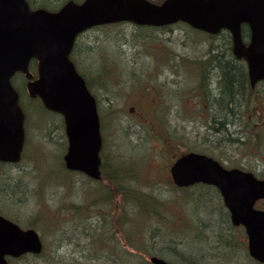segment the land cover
<instances>
[{
    "label": "rangeland",
    "instance_id": "374dc122",
    "mask_svg": "<svg viewBox=\"0 0 264 264\" xmlns=\"http://www.w3.org/2000/svg\"><path fill=\"white\" fill-rule=\"evenodd\" d=\"M212 39L217 37L211 38L194 32L182 24L172 29L150 30L145 27L137 28L126 22L119 25L93 27L80 35L73 55L98 97V107L104 118L107 166L112 159L117 158V155L123 154L127 159L132 158L135 161L138 165L136 168L138 176H142V180L145 181V178L154 177L151 172L153 165L160 161L164 165L174 153L182 154L190 150L203 152L208 147H212L206 122L209 110L204 107L205 105H202L204 107L202 108L199 102H196L198 97L196 89L202 84L201 68H204L206 74L203 78L207 75L210 78L209 72L213 70L208 60L209 55L211 57L212 52L216 51L210 48ZM73 55L71 54L72 58ZM170 56L174 57V60H170ZM178 62H180L179 65ZM100 71H106L108 74V79L103 86H100L99 80L96 79V74ZM14 77V82L22 86L23 76L20 72H17ZM259 90L262 89L259 88ZM261 100H264V97L251 99L250 105L257 104L252 108L253 111L259 109L260 114L254 113L250 118L249 122H255V125L252 123L249 127L246 126V131L240 135L242 140L245 139L246 133L257 132L264 137V103ZM25 101L30 118V137L26 142L25 154L20 163L0 168L3 181L19 182L24 191L22 190L21 197H15L13 200L8 198L4 188L0 187V208L9 210L24 227L30 226L32 221L37 222L39 230L36 229L47 245L49 258L52 256L58 258L54 264H72L73 260L86 259L94 254L87 244L89 234L96 233L95 229L100 223L97 221L99 218L93 216L98 209L96 207L91 209L92 200L97 192L104 189L113 195V198L115 196L113 204L117 209L124 203L120 194L122 188L117 182H111L106 178L97 184L90 182L89 178L78 172L68 177L60 173L57 175L53 173L51 177H46L47 171H51L52 167L57 165L60 157L63 160L67 142L61 136L60 130L53 127L51 129L57 132L50 137H43L44 133L37 131L35 124H32L33 121H37L38 110H34L32 103L27 99ZM140 110L146 111L147 115H145L149 123L160 122L161 132L163 130L162 138H165L167 134L169 136V145L162 155L158 151L162 138L157 140L156 136H150L148 127L136 120L143 117L139 113ZM50 122L59 124L56 117ZM261 144L264 145L263 139ZM212 149L215 153L212 155L226 165L251 170L264 177V147L258 149L252 146L250 149L246 143L228 140ZM39 151H42V156L39 155ZM142 156L145 157L144 161L140 158ZM115 159L114 162L119 163ZM149 190L151 188H147V191ZM150 193L157 199L151 214L156 218L140 217L141 215L137 212L130 215L136 220L130 224L131 229L129 228L132 232L130 240L136 246L134 252L139 254L134 257L135 264H146L140 260L144 257L149 260L151 254L159 249L157 239L166 242L169 240L168 243L177 244L178 248L183 250L188 249L186 248L188 246L193 248L205 246L202 242V232L205 230L201 221L205 218L204 221L216 218L215 215L209 214L212 199L218 203L221 201V196L215 188L195 185L186 189H177L165 185L159 191L153 188V192L150 191ZM44 206L51 214L60 215L62 222H66V225L74 227L66 229L61 235V228L55 229V233L54 227L49 223L41 222L44 216L33 219L40 211L45 210ZM80 206L86 209H80L82 216L78 213L75 216L71 209L78 210ZM97 207L102 209L103 205L98 202ZM181 210L183 214H180ZM222 213L226 220L224 211ZM75 217L83 222L74 223ZM140 223L145 228L140 226ZM228 225H231L229 219ZM227 231L226 228L225 233H228ZM229 232L235 234L237 244L243 243L242 247L236 250L237 256H233L232 259L235 261L238 257V264H255L248 253L247 236L243 227H231ZM58 236L64 245L56 248ZM226 237L230 240L232 238L224 235L223 240ZM231 242L234 243L233 239ZM151 245L156 247L155 251L154 248L153 251L150 249ZM166 257L173 264L174 262L184 264L176 261L170 254ZM194 261H196L195 258L192 259V262ZM96 263L108 264L109 262L98 259ZM197 263L201 264L200 261ZM13 264H22V262L17 261Z\"/></svg>",
    "mask_w": 264,
    "mask_h": 264
},
{
    "label": "water",
    "instance_id": "95a60500",
    "mask_svg": "<svg viewBox=\"0 0 264 264\" xmlns=\"http://www.w3.org/2000/svg\"><path fill=\"white\" fill-rule=\"evenodd\" d=\"M131 22L163 26L184 21L217 34L231 32L232 51L248 68L250 84L264 81V0H68L58 10L31 8L28 0H0V161L18 163L25 143V114L12 77L22 72L31 97L60 113L68 146L63 159L69 170L101 177L102 135L97 99L71 59L77 37L94 26ZM251 29L242 38L241 25ZM37 61V74L30 71ZM178 186L214 185L221 193L234 225H243L249 253L264 263V210L255 207L264 198V179L252 171L225 167L214 157L185 153L171 167ZM43 241L35 228H22L0 214V264L10 258L39 254ZM153 264H171L153 255Z\"/></svg>",
    "mask_w": 264,
    "mask_h": 264
},
{
    "label": "trees",
    "instance_id": "16d2710c",
    "mask_svg": "<svg viewBox=\"0 0 264 264\" xmlns=\"http://www.w3.org/2000/svg\"><path fill=\"white\" fill-rule=\"evenodd\" d=\"M28 2L30 3V6L33 8L44 7L50 10H56L64 2H66V0H57V1L28 0ZM119 24L120 23L111 24V25H119ZM140 27L142 26H137V28ZM149 29L155 30V28L152 27H149ZM210 37L211 38L217 37V39H212L210 45V48L212 50L216 49V51H214V53L212 52L211 57L209 55L208 58V60L210 61L209 64H211V68H213V70L209 72L211 74L210 78L207 77L208 75L206 76V78H203V76H205L206 74L204 73L203 70L204 68L203 67L201 68L200 77L202 78L200 79L202 80V84L199 85V87L196 89L197 91L196 96H198L196 102H199L202 108L206 107L209 110L208 119L206 122L208 123V127H207L209 132L208 138L212 142V147L210 148L208 147L207 150L203 152L212 155L214 153L212 148L219 147L222 145V143H225L228 140H234L236 142L246 143L247 145H249L250 149H252V146L258 149L259 148L263 149L264 145L261 144V140L262 139L264 140V137L261 134L257 132L252 134L246 133L245 139L243 140L241 139L240 135L244 134L243 132L246 131V128L249 127L252 123H254L253 125H255V122H251V121L249 122L250 118L253 117L254 113L260 114L259 109H256L255 111H253L252 109L257 104L255 106H252L250 104L252 98L261 97V96L264 97V81L260 82L257 85L262 90H259V88L257 89V86L255 88L251 87L246 63L243 60H240L234 56L232 52V44L230 41L231 35L229 33L224 32L223 34L210 36ZM77 41L75 45L76 47L74 50V54L78 46ZM73 60L76 66L80 68L76 59L74 58V55H73ZM170 60H174V57L170 56ZM36 63L37 62L35 60H32L30 63V69L32 71H35ZM179 63L180 62H178V65ZM21 75L23 76L22 86L16 84L14 80H13V84L20 94V103L26 115L25 118L26 142L28 141V137H30V133H29L30 118H29L28 108L26 107L25 104L26 102L25 99H27V101L32 103V108L34 110H38V114H36V116H38L37 121L32 122V124H35L36 126L35 128L37 129V131H42L44 133L42 135L43 137H50L53 135V133L57 132V130L54 131L51 128L52 127L57 128L60 130L61 136L66 140V136L64 133V121L62 116L56 112L48 110L43 105L42 101L39 98H31L26 91L27 80L23 74ZM82 75L85 77L90 90L93 92L94 95H96V92L93 89L90 80L83 72ZM96 75H97L96 79L99 80L100 86L101 85L103 86L106 80L108 79L107 72L100 71ZM261 101L264 103V100ZM33 103H35V105ZM202 105L205 106L203 107ZM53 116L58 118L59 124L50 122L53 120L54 118ZM101 117L103 120V116ZM162 137H163V130H162ZM164 137L165 138H162V142L160 143V145H158V151L161 152L160 153L161 155L163 154L162 152L166 150L167 145H169L168 134L167 136ZM106 144L107 142L106 139L104 138V145L102 148L103 156L106 155L105 152ZM41 152L42 151H39V155H41ZM140 158L144 161L145 157L142 156ZM114 159H112V161L108 164L109 166H111L109 171H108L109 166L106 165V162L102 164L101 167L103 171V176L104 178H106V180L109 179L111 182H117V184L120 185V187L122 188L120 194H122L121 197L124 200V203H122L119 206L120 208L117 207L116 209L113 204V202L115 201V196L113 198V195L109 194L108 191H105L104 189L99 192L94 191L97 192V195L95 196L94 200H92L93 205H91V209L95 207L98 209V212L93 216H97L99 218L97 219V221H99L100 223L97 226V229H95L96 233L89 234L88 237L89 243L87 244L88 247H91L94 254L92 256L87 257L86 259L78 258L76 260H73L72 264H97L96 261L98 259L99 260L103 259L104 261L109 262L108 264H135L134 257H136V255L139 254L134 252V247L136 248V246L135 243L132 240H130V238L132 237L130 224H133L134 222H136V220L130 215L132 213L136 214L137 212L139 215H141L140 217L156 218L154 215H151L153 213L152 211L153 205L154 203H157L156 197L150 193V191L153 192V190L144 191L143 189L135 188V186L138 185V180H139V176L136 171L138 165L135 164V161L132 158L127 159L126 156L123 154L117 155V158L115 159L120 164L119 163L116 164L114 162ZM143 163L144 162H142V164ZM7 165H16V164L0 162V168H3L4 166ZM53 173H55L56 175L57 173H60V175L68 177L69 175H72V173L75 172L68 170L64 164V161L60 157L57 165L55 167H52L51 171L49 170L47 171L46 177H51ZM2 178L3 177L0 175V187L4 188V191L6 192L8 198L14 200L15 197L19 198L22 196L23 194L22 190L24 191V189H21V184L19 182H15V181L7 182V181H3ZM89 181L95 182L96 184L101 182V181L91 180L90 178ZM129 185L132 187L131 189L125 188V186L127 187ZM98 202L99 204L103 205L102 209L97 207ZM155 207L156 205L154 206V209ZM81 208L82 206L78 207V210L71 209V211L74 212L73 214L75 216L77 213L82 216V212L80 211ZM84 208H82V210ZM44 209L45 210L40 211L33 219H40L41 217L44 216L41 222L49 223L50 226L54 227L55 233H56L55 229L57 230L61 228V235H63L66 229H70L71 227L72 228L74 227L73 225H66V222H62V217L60 215L58 214L55 215L53 213L51 214L50 212H48L46 206H44ZM128 211L130 213H128ZM0 213L18 222L21 226H24L23 224H21L22 222L16 216H14V214H12L9 210H4L3 208H0ZM209 214L212 216L215 215L216 218L214 219L209 218L208 221H204L206 220L205 218L201 221L202 222L201 225L204 227L203 230H205L204 232H202V237H203L202 242L205 244V246H202L200 248H193L188 246L186 247L188 249L183 250V249H179L177 244L173 245L172 243H168L169 240L166 242L165 240L157 239L156 243L158 244L157 248L159 249L156 250V247L154 248L152 247V245H151L152 248L150 249L153 251L154 248V251L156 250L154 253L164 258H167L166 257L167 254H170L174 258L185 257V258H191L192 260L194 258L198 259L197 257L201 258L202 255L208 250H218L222 245H224V248H228L227 244L224 243L222 236V234L225 232L222 226L223 224H225V222L228 223V219L226 216V220H224V214L222 213L221 203H218L212 199V207L209 211ZM85 217L89 219L88 216ZM174 218L172 219L173 221ZM111 219H113V221H111ZM73 220H75L74 223H76V221L83 222L82 220H79L76 217L73 218ZM140 221L141 220L139 219V222ZM139 225L145 228L141 223ZM28 227L37 228V222L32 221L31 225ZM227 229H228L227 234L230 235L229 230L231 229V225H228ZM56 239H57L56 241H58L56 248L63 247L64 243L61 241L60 236H58ZM121 239L124 241H122ZM46 247L47 245L45 244L44 249L40 254H24L20 258L12 259L11 260L12 264L16 263L17 261H21L22 264L56 263V261H58V258H56L55 256L49 258ZM150 253L152 252L150 251ZM144 259L141 258L140 261H144L146 262V264H150L149 260H146L145 257ZM174 264H179V263L174 262Z\"/></svg>",
    "mask_w": 264,
    "mask_h": 264
},
{
    "label": "flooded vegetation",
    "instance_id": "af4514ba",
    "mask_svg": "<svg viewBox=\"0 0 264 264\" xmlns=\"http://www.w3.org/2000/svg\"><path fill=\"white\" fill-rule=\"evenodd\" d=\"M154 1H156L158 3H161L164 0H154ZM180 24L191 28L194 32H198V33H201V34H203L205 36H209V37L210 36L220 35V34H223L224 32H227V33L230 34V32L228 30H226V29L221 30L218 34H215V35L214 34H210L208 32L193 28L192 26H190L189 24H187V23H185L183 21H178V22H175V23H172V24H168V25H164V26H158V27L150 26V27L155 28V29H172L174 26L180 25ZM241 31H242V36H243L244 41L248 42L250 40V38H251L250 26L247 23H242ZM230 41H231V44L233 45L232 36L230 38ZM139 113H141L143 117L140 118V119L137 118L136 120L141 122V124H143V126L148 127V132H149L150 136H156L157 140L162 138L160 122H154V123L151 124V123H149L147 121L146 111L140 110ZM102 134H103V132H102ZM103 138H104V135H103ZM181 155L182 154L174 153L173 155H171V157L168 158L167 163H164V165H163L162 161H160L159 163H156L155 165H153L154 168L151 169V172L154 174V177L147 178L148 180L145 179V181H143L142 180V176H139L138 185H136L135 188L143 189L144 191H147V188H151V190H153V188H155L156 191H159L165 185L166 186H170V187L181 188V189H183V188L186 189V188L192 187V186H189V187H177L174 184V182H173L172 174H171V167H172L174 161L178 157H180ZM101 162H102V164L107 162L106 161V157H105V155L103 156V154H101ZM101 171H102V167H101ZM101 173H102V176H101L100 179H93V180L94 181L102 180V178H104L103 171ZM207 186L215 188L214 186H211V185H207ZM125 188H130L131 189L132 187L129 185L127 187L125 186ZM215 190L221 196V200L222 201H220V203L222 205L221 206L222 211H224V213L226 214L227 219H229L231 221L230 212H229V210L227 209V207H226V205L224 203L222 195L220 194V192L216 188H215ZM255 206H256V208L264 210V198H261V199L257 200ZM183 213L184 212L181 210L180 214H183ZM223 226H224V229H226L228 227L226 222H225V224H223ZM238 226H240V225H231V227H235V228L238 227ZM224 235L227 236L228 234L227 233H223L222 236H224ZM228 236L232 237L231 240L228 237H226V239L224 240V243L227 244L228 248H224V245H222V246H220V248L218 250H208L207 252H205L202 255L201 261L199 260L201 262V264H211L212 262H214L215 264H238L239 263L237 261L238 257L235 258V261L232 258H233V256H237V251L236 250L239 249V247H242L243 243L241 245L237 244V241L235 239V234H233V233H230V235H228ZM232 239H233L234 243L231 242ZM241 242H242V240H241ZM250 258H251V260L253 262H255V264H264V263L258 261L256 258H254L252 256H250ZM204 260H207V261H204Z\"/></svg>",
    "mask_w": 264,
    "mask_h": 264
},
{
    "label": "bare ground",
    "instance_id": "6f19581e",
    "mask_svg": "<svg viewBox=\"0 0 264 264\" xmlns=\"http://www.w3.org/2000/svg\"><path fill=\"white\" fill-rule=\"evenodd\" d=\"M95 97H96V99L98 100V97H97V95H95ZM222 201V200H221ZM223 227V229H224V226H222ZM224 231H225V229H224ZM225 233V232H224ZM161 257V256H160ZM198 259H196V261H194V262H192V260H191V258H185V257H181V258H179V257H175V259L177 260V261H181V262H183L184 264H197V262L200 260L201 261V258H199V257H197Z\"/></svg>",
    "mask_w": 264,
    "mask_h": 264
}]
</instances>
